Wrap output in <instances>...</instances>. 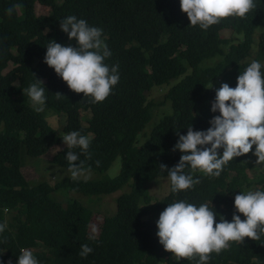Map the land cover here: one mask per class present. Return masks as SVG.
<instances>
[{
  "label": "trees",
  "instance_id": "16d2710c",
  "mask_svg": "<svg viewBox=\"0 0 264 264\" xmlns=\"http://www.w3.org/2000/svg\"><path fill=\"white\" fill-rule=\"evenodd\" d=\"M255 3L245 18L230 16L204 30L190 24L180 0H0V224L7 225L0 233V264H17L21 249H30L39 264H149V256L164 264H197L198 256L177 260L164 249L156 235V219L168 204L183 200L213 208L217 223L221 217L231 222L236 194L264 190V168L254 171L253 178L248 174L254 168L255 145L229 161L219 176L186 167L185 173L200 183L176 193L170 185L154 203L146 179L169 177L160 164L171 168L178 163L183 154L173 150L178 132L186 135L190 126L210 127V119L220 114L211 111V104L222 83L235 87L253 60L261 63L264 73V0ZM37 4L47 6L48 12L38 14ZM10 7L11 16L6 14ZM73 15L103 30L101 39L111 51L104 62L110 68L119 66V82L103 102L93 103L91 96L70 90L44 60L53 41L76 46L60 28L61 20ZM259 27V49L253 55V35ZM225 29L236 31L237 38L243 32L242 40L223 37ZM231 43L234 46L228 47ZM217 55L221 57L213 64L200 66ZM182 74L186 76L180 79ZM174 78L179 80L158 99L171 100L173 111L135 147L152 118L146 91ZM37 79L45 88L46 107L65 115L62 132L42 111L34 110L23 92ZM57 92L63 94L60 99ZM88 110L91 115L84 125L81 112ZM72 131L91 138L87 153L65 146L55 153L54 164L69 170V150L78 154L76 163L82 162L84 169H106L120 156L119 174L106 181L66 177L30 185L22 173V149L39 157ZM126 184L117 210L104 215L95 239H90L92 211L79 200L64 205L51 195L63 188L108 195ZM83 244L93 249L87 257L79 255ZM207 264H264V235L257 241L246 237L244 243L230 242L219 254L213 252Z\"/></svg>",
  "mask_w": 264,
  "mask_h": 264
},
{
  "label": "clouds",
  "instance_id": "9594fccd",
  "mask_svg": "<svg viewBox=\"0 0 264 264\" xmlns=\"http://www.w3.org/2000/svg\"><path fill=\"white\" fill-rule=\"evenodd\" d=\"M180 8L192 26L199 25L207 30L230 16L245 18L256 8V3L255 0H180ZM13 11L14 8L10 7L6 14L11 16ZM60 28L69 40L75 39L77 44L64 46L52 40L47 46L45 62L70 90L91 96L93 103L103 102L120 79L119 66L110 68L104 62L111 56V51L101 39L103 30L89 26L86 20H78L74 15L61 20ZM261 68V63L253 60L239 74L235 87L224 82L216 89L211 111H219L220 114L210 119L207 130H193L190 126L186 135L177 133L179 139L173 150L178 149L183 154L171 168L160 164L161 169L169 173L173 193L200 183L199 179L185 173L186 167L219 176L229 161L248 154L253 145V155L257 157L255 163L264 164V73ZM37 81L23 92L27 93L34 110L41 112L46 103L45 88L39 86L43 83L41 80ZM62 96V93H56L57 99ZM62 139L68 149L79 147L84 153H87L91 142L90 137L78 131H72ZM66 159L73 180L89 179L82 162L76 163L78 154L69 150ZM234 207L236 211L231 222L221 217L217 223L216 213L207 204L196 206L183 200L168 204L156 221V235L164 249L174 254L177 260L198 256L197 264H207L213 252L219 254L229 247L230 242L244 243L246 237L257 241L264 235V190L239 192L235 195ZM237 213L243 214L245 219ZM6 226V223L0 224V233ZM90 239H95V235ZM80 248L81 257H87L93 251L87 244ZM17 264L39 262L30 249H21Z\"/></svg>",
  "mask_w": 264,
  "mask_h": 264
},
{
  "label": "rangeland",
  "instance_id": "374dc122",
  "mask_svg": "<svg viewBox=\"0 0 264 264\" xmlns=\"http://www.w3.org/2000/svg\"><path fill=\"white\" fill-rule=\"evenodd\" d=\"M36 12L38 14H45L48 12L47 6H43L40 4L36 5ZM262 27H259L254 32L253 38V50L252 54L255 55L256 51L259 49V34L261 32ZM236 31L232 29H225L221 31V35L225 38H231L234 42H239L243 38V32L240 33L238 38L235 35ZM234 46V43H231L228 47ZM227 47V48H228ZM221 56L217 55L211 58L204 60L200 66L206 67L208 65L213 64L217 59L219 60ZM9 69L4 70L6 72ZM186 75L182 74L179 78L183 79ZM178 78L171 79L169 83H164L161 85L153 84L150 91H146L147 98L153 104L152 108V118L149 123L146 125L144 130L138 135L137 141L135 143V147L139 146L144 142L146 137L149 135V131L151 127H153L164 115L170 114L172 109L171 100H167L165 102H160L158 99H164V95L170 90L171 87L178 81ZM45 114V117L48 119L49 123L55 127L58 131L62 132V126L65 121V115L61 116L54 110L48 109L46 104L42 111ZM83 116V124L86 125L87 121L91 115L90 111H82ZM147 132V133H146ZM66 145L63 143L55 145L49 148L44 154L39 157H31L29 154L27 155V151L25 148L22 149L21 159H22V173L24 177L30 181V185H35L41 181H50L55 183L56 181H60L66 177H71V173L68 169H64L62 167L57 166L53 163V157L55 153L61 150ZM254 161V168L248 169V174L251 178L254 176V171L261 172V169L264 168V164H256L257 157L255 155L251 158ZM121 169V157L117 156L111 163V165L106 169H85V174L89 176L87 180H109L115 176H117ZM80 179H83L81 177ZM145 183V180H144ZM146 184L150 190L152 196V203L156 202L159 199H162L165 194L168 193L170 189V178L169 177H156L152 180L146 179ZM129 184L124 185L121 189L115 191L114 193L108 195H88L83 192H75L70 189H57L52 192V198L63 203L64 205H68L72 201L79 200L81 201L87 208L92 211V224L90 227V232L93 235H98L100 231V226L103 221V217L105 214H112L117 210V198L124 192L127 191ZM159 217V216H158ZM157 217L156 220L159 218ZM93 228L96 229V232L93 233ZM149 264H164V260H159L157 258L149 256L147 258Z\"/></svg>",
  "mask_w": 264,
  "mask_h": 264
}]
</instances>
